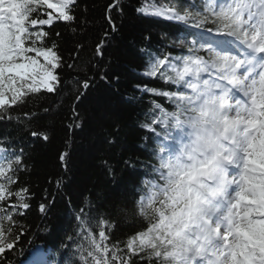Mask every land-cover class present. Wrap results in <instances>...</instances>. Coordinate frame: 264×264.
<instances>
[{
	"label": "snow or ice",
	"instance_id": "snow-or-ice-1",
	"mask_svg": "<svg viewBox=\"0 0 264 264\" xmlns=\"http://www.w3.org/2000/svg\"><path fill=\"white\" fill-rule=\"evenodd\" d=\"M76 5L0 0V121L11 120L10 109L30 95L58 91L63 57L45 26L74 22ZM138 11L175 22L182 36L172 41L181 54L152 57L145 73L176 90L144 88L174 110L156 103L158 115L143 125L157 138L155 163L145 166L137 189L131 234L112 243L111 221L96 220L94 231L81 209L79 232L62 243L61 259L38 253L29 264H264V0ZM96 53L103 56V42ZM22 156V148L0 146V264H14L11 256L29 231L18 220L31 198L18 184ZM50 207L41 203L39 212L46 216Z\"/></svg>",
	"mask_w": 264,
	"mask_h": 264
},
{
	"label": "trees",
	"instance_id": "trees-1",
	"mask_svg": "<svg viewBox=\"0 0 264 264\" xmlns=\"http://www.w3.org/2000/svg\"><path fill=\"white\" fill-rule=\"evenodd\" d=\"M166 1L184 7L200 0H119L111 12L108 6L116 0H77L74 22L45 26L49 42L57 43L63 57L58 91L30 95L26 103L10 109L11 120L0 121V146L23 149L18 184L31 194L30 209L18 217L29 231L11 256L14 264L39 245L59 261L62 243L79 232L81 209L93 218L94 231L96 220L111 221L110 242L131 234L141 195L137 189L145 166L155 163L157 138L143 125L158 115L156 103L174 110L166 97L144 88L174 91L175 86L159 74L145 73L152 57L181 54L172 41L182 36L176 23L138 9ZM101 42L102 57L96 53ZM85 80L90 81L86 90ZM33 131L39 135L33 137ZM41 203L51 205L46 216L39 212Z\"/></svg>",
	"mask_w": 264,
	"mask_h": 264
},
{
	"label": "rangeland",
	"instance_id": "rangeland-1",
	"mask_svg": "<svg viewBox=\"0 0 264 264\" xmlns=\"http://www.w3.org/2000/svg\"><path fill=\"white\" fill-rule=\"evenodd\" d=\"M211 3L215 4L217 1L216 0H209ZM167 3H173V2H170V1H166L164 4H167ZM195 5H201V3H196ZM189 6V5H188Z\"/></svg>",
	"mask_w": 264,
	"mask_h": 264
},
{
	"label": "bare ground",
	"instance_id": "bare-ground-1",
	"mask_svg": "<svg viewBox=\"0 0 264 264\" xmlns=\"http://www.w3.org/2000/svg\"><path fill=\"white\" fill-rule=\"evenodd\" d=\"M38 253H41V252H40V251H39V252L37 251V252H36V255H37Z\"/></svg>",
	"mask_w": 264,
	"mask_h": 264
}]
</instances>
